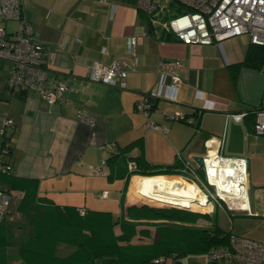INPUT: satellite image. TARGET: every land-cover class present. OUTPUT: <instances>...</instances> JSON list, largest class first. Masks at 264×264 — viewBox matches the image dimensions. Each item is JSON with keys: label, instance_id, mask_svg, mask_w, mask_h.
Listing matches in <instances>:
<instances>
[{"label": "crops", "instance_id": "1", "mask_svg": "<svg viewBox=\"0 0 264 264\" xmlns=\"http://www.w3.org/2000/svg\"><path fill=\"white\" fill-rule=\"evenodd\" d=\"M22 3L25 19L44 46L47 80L64 82L68 89L64 103L44 102L34 92L10 96L6 89L9 68L0 62V130L5 115L13 121L6 138L12 169L9 179L0 178V187L26 183L34 187L38 203L62 211H84L86 215L110 214L118 223L113 227L118 236L120 221L127 220L126 207L136 204L127 201L130 185L161 199L163 178L174 177L129 176L127 159L134 162L140 158L162 169L177 167V153L192 160L220 153L226 158L247 159L249 211H264V135L252 134V111L264 108V65L257 69L242 63L248 51L256 52L247 36L212 45L163 40L161 31L151 28L137 10V0ZM132 36L137 38L134 58L126 51ZM113 60H123L129 66L136 62L124 89L87 80L91 64L108 66ZM161 60L182 64L176 102L158 100L150 114V121L165 128L166 133L151 129L145 117L135 111V103L156 84ZM80 109L94 116V128L76 120ZM175 113L192 117L193 123L164 117ZM237 114L244 116L237 121L233 118ZM3 142L0 136V147ZM93 168L103 174H93ZM104 192L107 196L101 197ZM202 208L207 217L199 226H215L218 204ZM15 218L8 215L0 219V264H22L17 247L11 246L12 236H16ZM157 223L161 222L150 225ZM132 242L138 243L137 239ZM95 264L117 262L105 258ZM180 264L211 263L201 252L185 254Z\"/></svg>", "mask_w": 264, "mask_h": 264}, {"label": "built area", "instance_id": "2", "mask_svg": "<svg viewBox=\"0 0 264 264\" xmlns=\"http://www.w3.org/2000/svg\"><path fill=\"white\" fill-rule=\"evenodd\" d=\"M137 0V10L145 15L149 26L169 34L184 45H212L224 40L247 36L249 43L264 46V0ZM176 8H169V3ZM7 23H15L16 29L6 30ZM143 35H146L145 33ZM137 38L132 36L127 42V54L135 57ZM104 52V50L102 51ZM0 62L9 68L6 89L8 95L34 92L47 103L66 102L67 86L64 82H49L44 67V46L38 40L33 26L23 15L22 0H0ZM135 60L129 66L123 60H113L108 66L91 64L86 73L88 81L100 83L122 90L129 70H133ZM179 61L161 60L158 65L156 84L135 103V111L142 114L151 129L166 133V129L150 121L154 103L158 100L176 102V93L181 84ZM169 80V83H166ZM244 114L233 115L237 121ZM168 120L192 124L193 118L181 113L164 116ZM76 120L89 128H94L96 120L85 109L77 111ZM13 121L7 115L3 119L0 136L4 142L0 147V173H9L10 146L7 143V129ZM255 137L264 135V108L255 114L252 126ZM203 167L195 161L177 153L181 163L179 178L194 186L210 205L217 203L231 213H250L247 196V159L226 158L220 153L202 157ZM129 171L135 169L133 162L127 165ZM93 174L102 175L98 168ZM107 193L101 194L106 197ZM10 196L0 191V219L9 207ZM84 215V211H79ZM208 262L231 264H264V244L231 234L228 245L211 248L207 252ZM172 264L161 258L154 264Z\"/></svg>", "mask_w": 264, "mask_h": 264}, {"label": "trees", "instance_id": "3", "mask_svg": "<svg viewBox=\"0 0 264 264\" xmlns=\"http://www.w3.org/2000/svg\"><path fill=\"white\" fill-rule=\"evenodd\" d=\"M168 7L176 8L177 5L171 2ZM161 39L174 40V37L161 32ZM252 46L256 52L248 51L242 63L258 69L264 65V46ZM258 110L252 111L254 117ZM126 161L128 170V163L133 161ZM133 163L135 169L128 170L129 176H179L181 168L178 161L177 167L162 169L151 167L140 158ZM10 173H0V178L9 179ZM0 191L10 196L3 219L8 215L17 217L14 233L17 234L16 231L25 224L22 220L29 224L22 236L13 235L11 239V246L17 247L22 264H95L105 258H114L117 264H154L161 258L180 264V259L187 253L203 252L207 255L211 248L228 245L231 235L216 225L211 228L186 226L199 218H206V214L141 203L144 200L164 206L151 201L142 191L134 190L132 184L127 201L136 204L126 207L124 216L127 220L120 221L118 236L113 231L118 223L111 220L110 214L81 215L73 209L62 211L58 207L38 203L33 195L34 187L26 183L5 184ZM154 221L161 223L150 225ZM134 239H137V244H133Z\"/></svg>", "mask_w": 264, "mask_h": 264}, {"label": "rangeland", "instance_id": "4", "mask_svg": "<svg viewBox=\"0 0 264 264\" xmlns=\"http://www.w3.org/2000/svg\"><path fill=\"white\" fill-rule=\"evenodd\" d=\"M169 0H164V6L166 3H168ZM14 26H16L13 23H7L5 25L6 30H11ZM162 188V187H160ZM149 195V192H148ZM141 203H144L146 205H150L152 207H168L171 208L172 206L182 207L179 204H175L171 206H161V205H155L152 203H148L144 200L141 201ZM157 204V203H156ZM163 205V204H162ZM175 208V207H172ZM182 208H188V209H182ZM176 208L183 211H188L192 213H198L201 215H205L207 212H201L203 211L201 207H182ZM116 209V207H115ZM252 210V213H230L226 209H224L220 204H218V210L214 213V222L216 223L217 227L221 229L225 233H230L239 237L247 238L259 243L264 244V211L259 210L256 213ZM205 221V218H199L196 223L192 225H186L190 227H196L201 228L199 225H201V222ZM22 222H25V224L21 227V229H18L17 234L18 236H22L27 229L29 228V224L26 220H22ZM199 223V224H198Z\"/></svg>", "mask_w": 264, "mask_h": 264}, {"label": "bare ground", "instance_id": "5", "mask_svg": "<svg viewBox=\"0 0 264 264\" xmlns=\"http://www.w3.org/2000/svg\"><path fill=\"white\" fill-rule=\"evenodd\" d=\"M162 187L164 192L161 199L152 197L151 194L148 195L154 203L167 206L179 204L182 207L195 206L201 208L208 204L194 186L184 183L179 178H163Z\"/></svg>", "mask_w": 264, "mask_h": 264}, {"label": "water", "instance_id": "6", "mask_svg": "<svg viewBox=\"0 0 264 264\" xmlns=\"http://www.w3.org/2000/svg\"><path fill=\"white\" fill-rule=\"evenodd\" d=\"M195 161V163L199 166V167H203V159L202 157H197V158H194L193 159ZM172 207H175V208H182V207H177V206H172ZM182 209H188V208H182Z\"/></svg>", "mask_w": 264, "mask_h": 264}, {"label": "clouds", "instance_id": "7", "mask_svg": "<svg viewBox=\"0 0 264 264\" xmlns=\"http://www.w3.org/2000/svg\"><path fill=\"white\" fill-rule=\"evenodd\" d=\"M229 212V211H228ZM231 213V212H230Z\"/></svg>", "mask_w": 264, "mask_h": 264}]
</instances>
